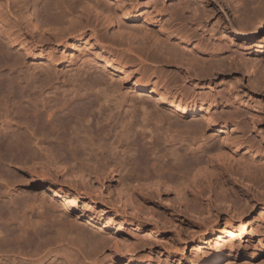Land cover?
<instances>
[{"label":"rangeland","instance_id":"1","mask_svg":"<svg viewBox=\"0 0 264 264\" xmlns=\"http://www.w3.org/2000/svg\"><path fill=\"white\" fill-rule=\"evenodd\" d=\"M78 1L0 0V264H67V252L71 264H126L130 257L185 264L195 252L192 249L207 252L215 241L226 248L264 244V183L256 180L264 173V51L253 44L240 57L229 56L224 48V44L232 50L252 44L230 34L228 25L259 27L264 0H125L138 19L116 24L112 31L89 10L85 16L90 26L81 35L75 33L79 27L64 17ZM92 26L108 50L112 45L124 47L130 34L138 35L145 28L171 32L169 55H161L156 76L178 90L184 101L202 100L205 107L217 109L218 122L238 116L240 134L254 145V163L249 154L243 157L255 178L244 181L231 175L229 187L235 193H224L225 198L218 200L209 196L197 200L188 193L180 197L166 192L144 191V197L136 191L127 193L126 187L142 183L139 178L152 165L167 171L177 164L169 151L177 149L186 159L180 139L189 135L186 130L166 131L167 125L158 124L152 140H143L139 129L129 139L119 142V137L115 142L121 131L117 126L105 140L108 145L97 140L94 135L106 124L105 107L100 118L90 102L103 88L90 90V85L108 83V92L120 87L127 92L125 109L138 95L129 81L120 82L117 70L99 66L101 46L92 39ZM191 28L196 29L193 41L181 42ZM258 42L264 43V31ZM73 43H92L93 48L72 55ZM146 65L139 67L148 76L154 69ZM78 95L84 96L81 105L72 101ZM141 98L153 102L152 97ZM167 108L164 105L166 114ZM203 114L186 115L184 122L203 124ZM207 135L208 145L220 143L219 136H224L212 131ZM112 143L118 146L116 153L109 146ZM200 155V149L187 152L188 157ZM172 174L179 175V170ZM83 176L88 182L80 179ZM71 197L77 200L75 207L69 206ZM185 198L193 208L187 207ZM82 211L107 229L99 232L84 219L76 221ZM70 222L76 223L75 230L69 229ZM146 234L151 236L145 240ZM183 249L187 257L169 258L170 252ZM235 264H264V253L254 262L240 258Z\"/></svg>","mask_w":264,"mask_h":264},{"label":"bare ground","instance_id":"2","mask_svg":"<svg viewBox=\"0 0 264 264\" xmlns=\"http://www.w3.org/2000/svg\"><path fill=\"white\" fill-rule=\"evenodd\" d=\"M90 2H94V4ZM89 10L95 12L96 21L104 23V25L112 31H115L114 25L116 26V24L126 23L132 19L139 18V14L136 13L125 0H101L100 2L97 0H79L78 5L69 9L64 16L71 20V25L73 23L75 24L72 26L79 27L76 29L75 33H80L81 35L83 34V30L90 26L89 18L85 16V12H89ZM205 10V8L201 9L203 14ZM86 17L87 24L83 26L82 22ZM77 24H79V26ZM228 28L230 34L243 40L244 43L252 41L251 45H245L242 49L237 50H232L227 44H224V48L227 49L229 56L236 54L240 57H244L245 54L243 53L246 51L248 53L253 47V44H256L254 48L257 47L258 51H264V43L258 42L260 34L264 31V18L260 20L259 27L255 29H250L245 26L238 28L232 23L228 25ZM195 31L196 29L192 28L189 30L191 33L187 31L186 33H188V35L183 39L184 41L181 42L187 41L191 43L194 39L192 32L195 33ZM91 33L92 39L96 45L101 46V52L99 54L102 64L99 66L102 67L103 70H117L121 77L120 82L129 81L132 91L138 95V98L131 99V103L128 106L129 108L125 109V106L128 105L127 92L122 93L120 87L113 92H108L105 89L108 83L97 82L90 85V90H101L103 88V92L96 95L90 102L91 107H93L94 110H98V117L100 118L102 117L101 111L105 107V109H103L105 117L102 120L106 124H102L99 119L97 120L98 124H102L99 131L94 135L97 140L101 138L104 144L108 145L105 143V140L111 137L113 129L117 126L121 127V131L115 134L117 137L115 142H117L119 137V142H122L124 139H129L130 136L137 133L139 129H143V140H152L154 137L153 128L158 124L167 125L166 131L186 130L185 133L189 135V137L180 139V144L186 146L184 149V156L186 159L180 158L177 149L169 151L168 153H170L179 164L174 163L167 171L164 169L165 167L157 169L155 165H152L149 171L139 178L142 183L126 187L127 193L136 191L140 193L139 195L142 197H144L146 193L159 195L166 192L176 197H180L181 195L186 196L188 193L194 198H197V200L203 199L204 196L213 197L215 200H218V197L221 196L225 198L224 196L226 193H235L234 187H229L230 182H232L230 178L231 175L241 176L244 181L255 178V175L251 174L254 172V170H252L253 168L249 163H246V159L243 157L249 154V159L252 161L254 145L245 139V134H240L241 128L236 121L238 116L230 115V117L224 118L222 123L218 122L217 109L210 110V107H205L206 105H204V101L202 102V100L184 101L185 97L183 98V94L181 95L182 97L179 98L180 96H177L178 90L174 89L166 80H163L162 76V78L156 76V71L160 68L158 65L163 62L161 55H163V53L169 55L170 46L172 45L170 39L172 35L171 32H165L163 29L156 31L152 28H145L142 29L138 35L137 33L130 34V37L126 40V44L124 43L125 46L123 44L125 49L119 46L112 47V45L110 47L108 46L109 50L106 49L107 47H104L103 43L100 41L97 27L92 26ZM91 48H93L92 43H88L86 46L81 43H73L69 53L73 55L74 52H81L82 50L88 51ZM199 48L201 52L204 53L203 46L200 45ZM122 50L130 52L133 56L127 55L125 52H122ZM200 54L201 53H199L198 56H200ZM145 64H147L146 66L149 67V69H154V72L149 73L148 76L143 75L140 71L141 67L139 66H144ZM138 71H140V75L137 74ZM82 96L78 95L74 99L72 98L73 103L83 104L85 100L83 98L84 96ZM142 96L152 97L153 102L141 98ZM164 105L168 107L167 114L163 109ZM201 112H205V114L202 115L205 121L203 124L197 121L191 123L184 122L186 115L195 116ZM38 113L41 114V112ZM38 113L34 115L36 120L39 119ZM47 116L48 118L46 121L50 122L49 119L51 118V114L48 113ZM208 131H212L217 137L218 134H223L224 136H219L220 143L216 142L208 145L210 139V136L207 135ZM164 142L169 143L170 141L165 139ZM109 146L112 147V151H115L114 153L117 152L118 146H115V143ZM196 149H200V156H187V152H192ZM240 150H244V153L241 154L242 157L236 159L235 155L238 154ZM43 167H45V164ZM177 170H179V175H173L172 173ZM190 175H192L191 178L189 177ZM86 177L80 179H83V182L84 180H89V178ZM100 177L101 176H97L98 179ZM256 180L258 184L264 183V173H260L259 178H256ZM187 181H190V183L187 184ZM144 191L146 193H144ZM121 192H123V190L119 191L120 194ZM185 200L188 208L194 207L189 199L185 198ZM45 204L51 205L50 207L54 206L51 201H46ZM231 204L236 207L235 201H232ZM76 205L77 200L71 197V199H69V206L75 207ZM194 209L197 210L199 208ZM78 219H84L87 226H93L97 228L99 232L107 229L106 225L98 223L95 220L94 215L86 214L84 211L77 215L75 220L77 221ZM64 220L66 221V219ZM75 225L76 223L72 224L70 222L68 225L69 229L73 230L74 227L77 226ZM212 230L214 231L215 229ZM213 231H211V234H213ZM147 234L143 236V239L146 240V237L151 236V234ZM203 242L204 241H202V243ZM234 247L230 246L226 248L224 246H219L218 241H215L214 245L211 246L209 248L210 250L207 252H199V247H196L192 249L195 251L192 258L186 259L185 264H235L240 258H244L249 262H254L264 253V244L262 243L258 245L247 244L244 247L240 246L238 248ZM169 254V258L173 257V255L182 257L188 256V252H186L185 249L177 254L172 252ZM65 258L67 264H71L68 252ZM126 264H155V262L137 260L130 257L126 260Z\"/></svg>","mask_w":264,"mask_h":264}]
</instances>
